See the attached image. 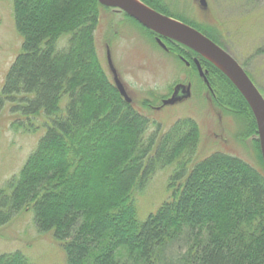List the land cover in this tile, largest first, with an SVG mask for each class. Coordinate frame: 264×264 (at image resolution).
<instances>
[{
    "label": "trees",
    "instance_id": "obj_1",
    "mask_svg": "<svg viewBox=\"0 0 264 264\" xmlns=\"http://www.w3.org/2000/svg\"><path fill=\"white\" fill-rule=\"evenodd\" d=\"M142 1L172 12L161 0ZM103 8L99 0H13L22 44L0 89V113L8 105L16 129L44 133L0 186V228L30 211L37 231L62 243L67 264H168L167 248L181 236V264H264V165L220 151L197 159L194 119L164 131L126 102L96 46ZM165 42L198 57L209 94L242 105L257 132L248 102L222 70ZM167 167H174L169 198L139 219L136 193ZM0 264L34 263L16 250L0 254Z\"/></svg>",
    "mask_w": 264,
    "mask_h": 264
},
{
    "label": "rangeland",
    "instance_id": "obj_2",
    "mask_svg": "<svg viewBox=\"0 0 264 264\" xmlns=\"http://www.w3.org/2000/svg\"><path fill=\"white\" fill-rule=\"evenodd\" d=\"M161 1L167 10L196 23L198 29L225 46L264 94V0H207L206 9L198 0ZM95 38L104 69L112 79L108 45L113 64L137 110L160 123L164 131L179 119L192 118L197 122L200 129L197 159L220 151L254 166L263 164L256 129L250 116L241 111L242 105L216 100L197 70L188 68L177 52H167L150 32L111 7L101 9ZM21 44L14 23L13 0H0V89ZM188 82L191 83L189 98L155 110L162 99L170 97L175 84ZM16 118L8 105L0 113V186L19 172L44 133V127L37 132L16 129L12 124ZM173 170L174 167H167L157 171L146 189L136 193L139 219H145L169 198L168 181ZM184 238L181 236L180 241L167 248L168 264H181L187 250ZM16 250L34 264H67L62 243L49 233H39L30 211L20 213L0 228V254Z\"/></svg>",
    "mask_w": 264,
    "mask_h": 264
},
{
    "label": "water",
    "instance_id": "obj_3",
    "mask_svg": "<svg viewBox=\"0 0 264 264\" xmlns=\"http://www.w3.org/2000/svg\"><path fill=\"white\" fill-rule=\"evenodd\" d=\"M199 1L202 6H207L206 0ZM99 2L104 6L122 10L146 28L193 49L222 70L244 96L253 112L257 124L258 141L264 165V95L261 94L247 72L230 53L195 27L179 19L162 14L139 0H99ZM158 41L162 46L166 47L160 38H158ZM107 59L117 89L124 99L131 103L132 98L128 95L123 82L119 78L109 49L107 50ZM194 62L199 71V75L209 86L208 79L199 60L195 58ZM180 91H182V95ZM190 94V84L187 86L177 84L171 97L163 100V105L175 104L183 98L189 97Z\"/></svg>",
    "mask_w": 264,
    "mask_h": 264
},
{
    "label": "flooded vegetation",
    "instance_id": "obj_4",
    "mask_svg": "<svg viewBox=\"0 0 264 264\" xmlns=\"http://www.w3.org/2000/svg\"><path fill=\"white\" fill-rule=\"evenodd\" d=\"M144 2V1H143ZM146 3V2H145ZM147 4V3H146ZM154 8V7H153ZM155 10H157V11H159V12H162L161 10H159V9H157V8H154ZM118 11H120V10H118ZM120 12H122V11H120ZM137 22V21H136ZM137 24V23H136ZM140 28H141V25L138 23L137 24ZM145 30V29H144ZM150 33H151V31L150 30H148ZM152 35H153V37H154V39L157 41V37L158 36H156L155 34H153L152 33ZM167 51L168 52H170L171 50L169 49H167ZM178 56L180 57V59L184 62V64L188 67V68H190V69H193V68H195L196 69V64H195V62H194V60H195V58L194 57H192V59L191 60H188V59H184L183 58V56H181L180 54H178ZM205 72H206V70H205V68L203 69ZM198 72V71H197ZM186 85L187 84H191L190 82H188V83H185ZM207 87V86H206ZM173 89H174V87H173ZM172 89V90H173ZM180 94L182 95V91H180Z\"/></svg>",
    "mask_w": 264,
    "mask_h": 264
}]
</instances>
